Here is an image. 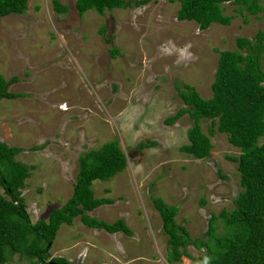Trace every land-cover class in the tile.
<instances>
[{
  "label": "rangeland",
  "instance_id": "obj_1",
  "mask_svg": "<svg viewBox=\"0 0 264 264\" xmlns=\"http://www.w3.org/2000/svg\"><path fill=\"white\" fill-rule=\"evenodd\" d=\"M52 1L28 0L23 14L0 19V75L6 81L16 77L9 92L20 94L0 101V141L19 148L15 160L28 167L21 193L32 224L47 221L71 197L80 155L117 141L126 167L92 184L95 198L113 204L87 214L108 223L123 220L132 233L91 229L76 217L72 225H61L49 244L50 258L83 264H196L204 255L213 257L217 240L229 229L218 215L233 211L242 192L237 163L229 159L240 151L226 135H210L211 121L202 119L211 155L194 159L180 151L189 144V116L170 125L166 120L186 108L179 89L190 86L211 98L219 53L235 50L239 37L253 39L264 29V15L240 14L238 6L227 3L222 11L230 24L200 30L193 21L177 19L176 0H150L104 15L92 10L79 15L76 0H58L68 7L58 14ZM102 26L105 38L99 34ZM167 40L177 46L191 43L196 59L177 65L174 56L161 57L158 48ZM0 195H5L2 187ZM156 198L176 208L174 221L189 234L187 255L180 261H168V236L154 207ZM212 216L215 231L209 235ZM196 239L207 242L211 252L196 248ZM6 264L32 262L16 253Z\"/></svg>",
  "mask_w": 264,
  "mask_h": 264
},
{
  "label": "trees",
  "instance_id": "obj_2",
  "mask_svg": "<svg viewBox=\"0 0 264 264\" xmlns=\"http://www.w3.org/2000/svg\"><path fill=\"white\" fill-rule=\"evenodd\" d=\"M174 2L175 0H170ZM179 2V21H193L200 30L212 24L229 25L231 17L223 15L224 4L238 6L240 14L264 15V0H176ZM28 0H0V19L13 14H23ZM150 0H76L79 15L95 11L104 15L106 11L138 7ZM58 14L67 12L68 7L53 0ZM105 27L99 29L104 36ZM105 38V36H104ZM107 40V39H106ZM108 41V40H107ZM116 52V51H115ZM264 29L253 39L239 37L236 49L221 51L217 62L214 80L211 84L212 96L202 98L194 88L179 89L178 94L186 108L166 120L167 124L188 115L192 126L188 131L189 144L180 151L194 159H206L211 155L212 144L201 131L200 121H211L208 130L224 134L234 148L239 149L237 157L229 159L237 163L239 185L242 189L235 200L233 211L222 210L218 215L228 224V234L217 240L218 249L213 252L211 264H264ZM14 77L6 81L0 75V101L13 99L20 94L9 92ZM260 139H263L262 143ZM150 144H153L150 142ZM140 147H145L140 144ZM19 148L0 141V264H6L11 256L19 254L32 264H83L73 263L62 257L50 258L49 244L54 240L61 225H72L79 217L88 228L102 230L109 234L131 231L123 220L113 223L90 217L87 212L104 205L113 204L108 198H95L92 184L95 181H108L126 167V158L117 141L104 144L99 149L90 150L78 158V173L71 197L60 207L51 211L47 221L32 224L26 211L21 189L28 177V167L15 160ZM154 207L162 219L164 233L168 236L169 262L180 261L187 255L185 247L189 234L174 221L175 207H168L161 198L153 199ZM212 216L206 234L215 231ZM48 241V242H47ZM47 242V243H45ZM196 248L211 246L202 239L193 241ZM181 248V251L179 250Z\"/></svg>",
  "mask_w": 264,
  "mask_h": 264
},
{
  "label": "clouds",
  "instance_id": "obj_3",
  "mask_svg": "<svg viewBox=\"0 0 264 264\" xmlns=\"http://www.w3.org/2000/svg\"><path fill=\"white\" fill-rule=\"evenodd\" d=\"M192 44L186 43L177 46L172 40H167L158 48L161 57H175L174 63L177 65L186 64L196 59L195 54L191 51ZM211 257L204 255L201 259H197L196 264H211Z\"/></svg>",
  "mask_w": 264,
  "mask_h": 264
}]
</instances>
